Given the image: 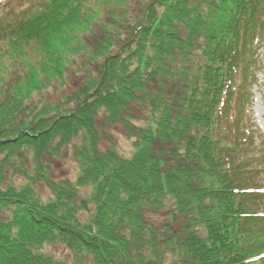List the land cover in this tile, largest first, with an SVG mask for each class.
<instances>
[{
  "label": "trees",
  "instance_id": "obj_1",
  "mask_svg": "<svg viewBox=\"0 0 264 264\" xmlns=\"http://www.w3.org/2000/svg\"><path fill=\"white\" fill-rule=\"evenodd\" d=\"M109 1L129 36L114 37L108 25L89 43L105 59L87 87L26 115V100L46 81L18 73L12 91L0 89V264H264V187L253 180L264 139L247 114L264 0H139L132 20V3ZM87 3L50 0L49 11L0 24V47L32 33L49 42L57 21ZM116 40L122 53L110 58L104 83L68 115L96 87ZM50 64L42 70L63 78V67ZM100 112L125 126L129 156L99 147ZM78 135L77 178H52L42 156L61 154ZM26 149L47 199L34 180L8 182ZM52 244L68 256L44 252Z\"/></svg>",
  "mask_w": 264,
  "mask_h": 264
},
{
  "label": "rangeland",
  "instance_id": "obj_2",
  "mask_svg": "<svg viewBox=\"0 0 264 264\" xmlns=\"http://www.w3.org/2000/svg\"><path fill=\"white\" fill-rule=\"evenodd\" d=\"M106 1L109 0H88L87 6L84 4L75 14H72V16L68 17V15H66L65 18L58 20L55 29L50 31V35L48 36L50 39L49 42L46 40H39L37 35L32 33L27 36V39H19L10 47H0L7 50L6 52H1L0 49V89H10V91H12L15 81L19 77L18 73H20L21 76L33 72L35 74L38 73L40 79H43L47 83L45 88L40 91H33L31 97L26 100L25 115L34 108V105L41 107L45 102L57 103L59 100H56L62 96L64 92L87 87L95 77L99 76L102 67L101 63L104 61L105 55L95 56L93 51L97 46L96 43H93L94 48L92 45L91 49L87 47L90 45V42L92 43L97 38L103 37L104 34L108 32L106 31L108 25L110 30H114V37L118 30L117 38H128L129 29L126 28L127 26L120 20L115 21L116 23L113 22L112 16H114V12H116L118 6L115 5L112 7L113 1H109V3ZM138 1L139 0H125L128 4L132 3L133 8H135L130 12L131 20L139 13L140 6ZM143 1L149 2L150 0ZM49 3L50 0H0V24L10 25L11 27V25L15 24V21L22 16L27 17L37 14L39 11H49ZM123 4L124 3H120L119 6ZM71 5L75 6V3ZM86 17L88 18L85 19ZM82 19L84 21H81ZM145 20L146 19H144V21ZM118 42L119 41L116 40L114 46L110 49L112 53L107 57L108 61L105 63V71H108L110 58L117 57L122 53L120 50L116 52L120 45H117ZM254 57L257 59L258 63L256 68H253L252 71L254 73V79L252 80V96L251 102L247 105V114L250 117L251 123L258 131L257 139L259 141L264 139V40L259 43V48L255 52ZM46 63L57 65V67H63L64 77L50 78L48 73L42 70L43 65ZM35 74H33V76L35 80L39 82V78ZM31 76L32 74L28 76L25 81H30L29 78ZM102 77L91 92L97 89ZM5 98L6 97H2L0 101ZM83 99L77 104V108L80 107H78V105ZM134 115L135 117L132 116V121L137 124H142L137 115L143 118L146 113L144 114V111L140 110L135 112ZM31 117L32 116L29 118ZM96 126L100 137V148L106 149L112 146L125 157L131 154L133 150L132 141L127 137V130L123 123H105L102 113L100 112L96 118ZM76 145H82L81 135L73 138L70 143L63 147L61 154L53 156L44 154L42 156V162L49 167V175H51L52 178L56 180L63 178L75 180L77 178L79 164L72 156L73 148ZM13 167H18L20 170H14ZM13 167L7 170L8 182L20 185L26 182H33L34 180L36 189L41 197L44 199L49 198L51 193L50 190L43 182L35 178L36 171L35 164L33 163V150L26 149L21 151L20 156L18 154L15 157V166ZM259 169L260 170L254 174L253 180L255 185L261 184L262 188L264 187V164L259 167ZM89 191L90 188H88L87 193H89ZM262 206L264 208V202ZM43 250L56 257H67L69 252L64 246L58 244L45 245Z\"/></svg>",
  "mask_w": 264,
  "mask_h": 264
},
{
  "label": "water",
  "instance_id": "obj_3",
  "mask_svg": "<svg viewBox=\"0 0 264 264\" xmlns=\"http://www.w3.org/2000/svg\"><path fill=\"white\" fill-rule=\"evenodd\" d=\"M149 8H150V6L148 7V9H149ZM148 9H147V10H148ZM121 51H122V49H120V52H121ZM106 73H107V71H105V73H104V75H103V77H102V79H101V81H100V83H99L97 89H96L95 91H93L92 93L88 94L87 96H85V98H84L83 101L78 105V107H79L83 102H85V101H87L88 99H90V98L94 95V93L100 88V86H101V85L103 84V82H104V79H105V77H106ZM76 110H77V107L74 109V111H72V113H71L70 115L74 114Z\"/></svg>",
  "mask_w": 264,
  "mask_h": 264
}]
</instances>
